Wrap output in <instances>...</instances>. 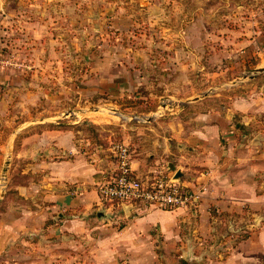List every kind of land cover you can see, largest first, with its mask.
I'll list each match as a JSON object with an SVG mask.
<instances>
[{"label":"rangeland","instance_id":"374dc122","mask_svg":"<svg viewBox=\"0 0 264 264\" xmlns=\"http://www.w3.org/2000/svg\"><path fill=\"white\" fill-rule=\"evenodd\" d=\"M263 68L264 0H0V233L15 246L40 237L16 227L64 225L67 134L96 187L114 143L155 150L253 94ZM200 238L178 264H219L223 246Z\"/></svg>","mask_w":264,"mask_h":264},{"label":"crops","instance_id":"0c3cea01","mask_svg":"<svg viewBox=\"0 0 264 264\" xmlns=\"http://www.w3.org/2000/svg\"><path fill=\"white\" fill-rule=\"evenodd\" d=\"M259 75L264 81V70L255 79ZM253 92L200 115L191 130L177 124L160 132L155 150L131 146L138 177L149 179L156 164L165 162L173 175L182 173L183 184L201 190L190 207H131L111 219L92 215L93 207L103 205L102 176L96 187L88 184L93 168L67 134V195L59 202L67 206V220L60 226L15 228L14 238L39 235L37 243L13 246V228L3 230L0 264H178L187 234L199 239L198 249L200 236H207L213 249L223 246L227 253L219 264H264V83ZM26 219L19 217L16 225Z\"/></svg>","mask_w":264,"mask_h":264},{"label":"built area","instance_id":"2783aa9c","mask_svg":"<svg viewBox=\"0 0 264 264\" xmlns=\"http://www.w3.org/2000/svg\"><path fill=\"white\" fill-rule=\"evenodd\" d=\"M112 152L113 168L104 172L98 191L103 206L114 216L119 210L131 207L175 210L196 205L200 200L201 190L176 180L165 162L156 164L152 177L142 179L133 171V151L129 144L116 142Z\"/></svg>","mask_w":264,"mask_h":264},{"label":"water","instance_id":"95a60500","mask_svg":"<svg viewBox=\"0 0 264 264\" xmlns=\"http://www.w3.org/2000/svg\"><path fill=\"white\" fill-rule=\"evenodd\" d=\"M263 70H264V68L261 69V70H259V71H263ZM174 178H175L176 180H178V181H181L182 173H181L180 171H177V172L175 173V175H174ZM99 212H100L99 215L102 216V217L104 216L105 218L113 217V216H114L113 213L108 212L107 209H106L105 207H102V208L100 209Z\"/></svg>","mask_w":264,"mask_h":264}]
</instances>
